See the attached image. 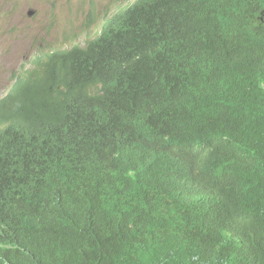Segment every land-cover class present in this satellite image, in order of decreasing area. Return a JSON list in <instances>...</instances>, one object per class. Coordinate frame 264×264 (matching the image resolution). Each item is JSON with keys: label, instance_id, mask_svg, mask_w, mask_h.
Listing matches in <instances>:
<instances>
[{"label": "trees", "instance_id": "16d2710c", "mask_svg": "<svg viewBox=\"0 0 264 264\" xmlns=\"http://www.w3.org/2000/svg\"><path fill=\"white\" fill-rule=\"evenodd\" d=\"M256 2L264 10V0ZM172 3L173 0H140L114 17L102 36L86 49L60 51L39 59L28 83L19 86L18 96H27L34 102L29 110L39 106L56 113L62 126L55 136L52 159L40 167L36 159L26 168L21 164L12 168L13 158L29 153L34 144L47 142L50 131L26 136L16 147L12 127L0 131V245L10 227L32 219L47 201L32 188L34 176L42 180L46 174L53 175L75 144L90 142L75 129L87 105L107 101L110 88L123 87L127 78L142 85L154 82L166 55L157 49H145L141 37L146 24L156 20ZM239 10L244 9L232 7L227 14ZM215 27L218 28L214 25L206 31L186 33L178 56L196 62L197 71L188 78L174 79L168 93L162 88L156 90L155 99L164 101L168 119L154 126L144 125L140 112L130 125L116 129L114 136L126 146L136 140L155 142L159 147L166 143L184 157L193 191L178 200L170 221L172 231L193 238L183 243L176 260L186 261L196 243L206 255L214 235L227 224L237 231L241 251L231 242L224 244L217 264H264V25L255 33L256 47L248 56L239 60L234 54L224 69L211 72L205 67L203 44ZM220 43V37H215L210 46ZM97 84H102L103 95L92 96L89 89ZM178 99L199 100L198 112L173 109ZM233 107L249 108L248 114L231 120L208 118ZM117 118L116 113L102 131L111 132ZM238 135L256 138V147L247 152L251 157L248 167L232 161L233 151L226 139ZM28 168L32 173L27 174ZM171 183L166 180L164 185ZM206 207L219 211L212 225L201 220ZM244 216H249L247 227ZM164 244L160 237L148 236L140 241L121 238L112 245L110 264H157ZM61 264H80L77 252L65 246Z\"/></svg>", "mask_w": 264, "mask_h": 264}, {"label": "clouds", "instance_id": "9594fccd", "mask_svg": "<svg viewBox=\"0 0 264 264\" xmlns=\"http://www.w3.org/2000/svg\"><path fill=\"white\" fill-rule=\"evenodd\" d=\"M130 1L115 0V4L122 7L105 20L99 35L85 47L74 46L39 55L33 60L31 70L23 65L25 74L14 76L13 85L0 99V131L12 127L15 147L33 133L48 130L50 136L47 142L34 144L29 153L15 156L12 168L20 164L26 168L36 159L39 167L45 166L54 155L55 136L62 126L61 117L56 113L39 106L29 110L28 106L34 102L27 96H18L19 86L28 83L39 59L60 51L86 49L102 36L114 17L140 2L129 4ZM232 7L244 10L228 16ZM28 16H34V11ZM214 25L218 28H214L203 44L205 67L219 72L230 63L232 55L237 54L240 60L256 47L253 38L264 25V10L261 11L256 0H173L156 20L146 24L142 46L164 52L165 65L155 73L153 83L142 85L127 78L123 87L110 88L107 101L87 105L75 129L90 142L75 144L53 175L46 174L42 180L34 176L32 188L47 201L32 219L8 229L4 244L0 245V264H61L65 246L77 252L80 264H110L112 245L118 240L140 241L148 236L164 239L157 264H217L219 253L228 242L241 251L237 231L224 224L221 232L214 235L206 255L196 243L191 246L193 253L186 261L176 260L183 243L193 238L172 231L170 221L178 200L193 191L186 161L166 143L159 147L155 142L136 140L126 146L114 136L116 129L130 125L140 112H143L144 125L154 126L168 119L164 101L157 102L155 92L162 88L168 93L174 79L188 78L197 71L196 62L178 56L185 35L189 31H206ZM215 37H220V45L210 46ZM89 91L92 96L103 95L102 84L92 86ZM199 106V100L178 99L173 109L198 112ZM248 109L228 108L208 118H243ZM116 113V127L109 133L103 132L101 128L109 124ZM143 131L144 128L140 133ZM226 140L233 151L232 161L248 167L251 157L247 152L256 147V138L238 135ZM30 173L32 169L28 168L27 174ZM166 180L172 181L168 187L164 185ZM218 216L217 208L206 207L201 220L212 225ZM248 219L249 216L243 217L246 227Z\"/></svg>", "mask_w": 264, "mask_h": 264}, {"label": "rangeland", "instance_id": "374dc122", "mask_svg": "<svg viewBox=\"0 0 264 264\" xmlns=\"http://www.w3.org/2000/svg\"><path fill=\"white\" fill-rule=\"evenodd\" d=\"M120 7L115 0H0V99L25 74L23 65L31 70L39 55L85 47Z\"/></svg>", "mask_w": 264, "mask_h": 264}]
</instances>
